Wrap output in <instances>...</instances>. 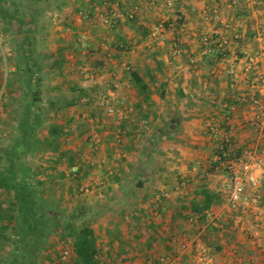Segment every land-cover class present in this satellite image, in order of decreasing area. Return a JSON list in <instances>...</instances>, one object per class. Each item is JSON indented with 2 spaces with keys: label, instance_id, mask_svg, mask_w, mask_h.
<instances>
[{
  "label": "crops",
  "instance_id": "1",
  "mask_svg": "<svg viewBox=\"0 0 264 264\" xmlns=\"http://www.w3.org/2000/svg\"><path fill=\"white\" fill-rule=\"evenodd\" d=\"M94 1L65 0L48 8L47 16L57 24L51 29L57 31L53 64L58 63L59 71L64 72L68 51L61 53L65 45L69 47L70 35L79 40L82 28L89 29L92 51L87 49L88 58L98 64L95 68L106 71L105 62L113 55L109 69L118 70L115 76L123 81L131 100L121 126L122 141L116 143L114 125L110 124L101 131L102 142L95 147L87 124L78 119L84 111L103 112L97 105L105 89L103 80L91 91L86 89L78 102L70 103L74 99L70 92L74 93L76 86L69 87L62 78L50 84L46 79L53 92L47 96L41 92L40 106L31 111L39 112L41 124H46L47 146L28 171L32 188L50 209H62L63 214L69 209L73 221L80 220L77 225L84 221L94 230L104 264H166L161 262L163 255L172 259L169 264H264V182L247 188L260 195L256 213H250L246 204L232 208L231 159L216 158L224 136L241 150L242 158H254L264 150V131L254 124L256 120L264 124V109L252 105L253 98H258L264 107V0H237L235 4L232 0H176L171 8L165 6L166 0H156L155 8L148 0H122L136 8V27L124 19L114 29H97L96 22L82 18L80 11L92 10ZM213 6L220 10L218 26L223 32L238 31L240 38L227 48L226 58L222 54L216 62L208 63L210 54L201 52V34L214 24L205 15ZM175 13L184 15L185 27ZM159 20L167 24L161 40L150 36L151 27ZM227 24L232 27L226 28ZM114 39L123 40L125 49L111 46ZM48 48L44 47L43 56L50 57ZM32 50L29 47L26 53L32 54ZM17 57V50L10 48L11 69L6 77L0 70V114H21L27 108L18 103V98L27 97L29 79L18 71ZM192 57H197L195 63ZM37 60L35 56L34 65ZM78 62H70L69 68L73 65L79 71ZM123 63L137 73L139 84L133 82ZM40 78L36 79L41 83ZM109 79L106 76L105 80ZM17 116H12L14 121ZM210 122L223 133L214 136ZM77 123V129L64 133L67 125ZM53 125L59 127L57 138ZM165 191L167 196L154 199ZM204 191L211 204L198 214L194 207L204 206ZM5 194L8 202L0 198V208L10 210L12 195ZM59 234L62 242L69 241L56 232L44 253ZM4 240L8 242L2 249L6 257L11 240ZM183 243L188 244L187 250L181 248ZM57 250H48L47 262L42 256V264H59L62 251ZM204 253L211 254L213 262L203 259Z\"/></svg>",
  "mask_w": 264,
  "mask_h": 264
},
{
  "label": "trees",
  "instance_id": "2",
  "mask_svg": "<svg viewBox=\"0 0 264 264\" xmlns=\"http://www.w3.org/2000/svg\"><path fill=\"white\" fill-rule=\"evenodd\" d=\"M40 1H50V5L54 4L57 6L65 2V0H0V20L10 24L16 22L19 26V30H23L25 27L27 31H34L41 12L39 6ZM98 1L102 2V0H95L94 2ZM118 1L122 9L129 12V6L122 3V0ZM93 9L92 7V10ZM136 17L137 13L134 12L133 14L128 13L124 19H127L131 26L136 27ZM165 26L167 27L166 23ZM109 28L114 29L116 27ZM144 33L146 32L144 31ZM32 34H34V32ZM27 37L28 36L24 37L23 41L28 39L29 41L27 42L30 43L23 44L22 48L18 51V57H24L26 60L24 62L22 61L23 63L17 61L16 65L18 71H22L23 76L25 73L29 79L26 89L27 97L23 102L24 106L26 105V107H28L29 105V108L19 114V118L23 114H31L33 110L32 107H36L42 100L41 89L35 91L31 90L32 81H37L39 86L41 80H37L36 78H40V76L37 75V71L35 72L33 70L30 59L25 57L27 48L33 46L36 38L35 35H33V38H31V36L29 38ZM110 45L118 50H124L126 47L125 42L121 39H116ZM79 47L80 49L82 48L80 44ZM209 54L210 57L207 58L208 63H213L222 57L223 51L221 48H216ZM128 72L132 75L133 82L139 84L137 73L132 70L131 67ZM33 75H36V78H33ZM80 85H82V83ZM85 90L86 88L81 86L80 94L74 96V99H71L70 103L78 102L80 97L87 93ZM38 118L37 120L40 121L36 120L37 127H34L35 131L41 124L39 114ZM58 131L59 127L53 125L52 133L55 138L58 136ZM35 136L37 137V133ZM240 151L241 150L233 147L231 141L223 140L221 146L217 147L216 154L220 156L218 161H227L240 157ZM23 178L26 177L24 176ZM23 178L21 180L18 178L14 180L13 183H10V181L6 182L7 179H5V177L0 179V189L3 188L5 189L4 191H8L12 188L14 189L11 192L12 200L10 201L11 208L13 206V209L8 210L0 208V239L9 238V240H11L9 242L11 251L8 256L4 257L5 260L3 264H42V252L50 236L56 232L62 233V237L65 240L71 239L69 244L73 250V254L70 258L72 264H104L99 256L100 247L97 243L94 230L84 221L82 224L77 225L75 221H73L72 216L63 214L61 210L50 209L46 202L42 200L40 194L32 188V182L28 176V181H25ZM203 194L205 196L204 206L198 207L196 205L194 207V211L198 214L204 212L205 208L211 204L209 193L204 191ZM65 216H67V220L62 224L61 219Z\"/></svg>",
  "mask_w": 264,
  "mask_h": 264
},
{
  "label": "built area",
  "instance_id": "3",
  "mask_svg": "<svg viewBox=\"0 0 264 264\" xmlns=\"http://www.w3.org/2000/svg\"><path fill=\"white\" fill-rule=\"evenodd\" d=\"M212 1L214 2L215 0ZM236 2L237 0H232L233 4ZM153 4H155V1H153ZM172 4L173 0H167V5ZM93 8V10L82 9L80 11L82 17L86 20L97 19L100 24L107 27H117L128 13H134L133 10H129V12L124 11L118 0H102V2H94ZM206 9L208 10L209 8L206 7ZM207 12L208 11H206L205 15L207 18L211 19L214 24L209 28V30L204 31L201 34V52L206 55L213 52L216 48H221L223 51V57L226 58L225 52L227 48L234 40L240 38V33L235 30H232L229 33L223 32V30L218 26V22L221 21V13L217 6H213L211 12H209L210 14H207ZM178 17L181 19L179 23L181 27H185L186 22L182 19V16L178 15ZM231 27L232 26L229 24L226 25V28L228 29ZM166 28L167 27L164 22L154 25L151 27L150 36L161 40ZM89 35V30L87 28H82L79 32V41L81 42L82 52L79 57L77 67L82 75V86L91 91L94 86L100 84L101 80H105L106 76H110L111 79L107 81V87L105 88L106 91H104V93H102L97 100V105L103 112L89 113L84 111V113L80 114L78 119H81L82 122L87 124L90 140L95 143V147H98L102 142L101 131H103V128L105 129L106 127V129H108L110 124L114 125L116 133L115 141L117 144H120L122 141L123 131L121 126L130 112L129 107L131 100L128 93L125 91L123 81L115 76L118 73L109 69V63L112 56L108 58L107 62H105V67L108 69L102 74L96 70L97 68L91 66L88 61L87 50ZM196 61L197 57L191 58V62L195 63ZM123 67L125 70H129L130 65L128 63H123ZM9 69H11L9 61V48L2 38V33H0V70L6 77ZM252 105L261 111L264 109L262 102L258 98H253ZM262 112H264V110ZM254 124L257 130L264 131V124L260 120H256ZM78 127V123L67 125L64 128V133L69 134L71 129H77ZM209 129L214 136H218L223 133L222 129L214 122L209 123ZM224 137L225 138H223V140L229 141L227 136ZM216 158L219 159L220 156L216 155ZM229 169V200L231 207L237 208L242 204H246L250 213H256L257 207L261 201L260 195L247 192V188L249 186L257 188L264 182V150H262V152L254 158L246 159L238 157L231 159L229 162ZM167 195L168 192L165 191L163 194H157L154 199L160 200L163 196ZM181 248L187 250L188 244H181ZM72 254L73 250L71 245L66 244V247H64L61 252L59 264H70ZM202 258L208 262H213L214 260V257L209 253L202 254ZM161 262L169 264L172 262V259L167 255H163L161 257Z\"/></svg>",
  "mask_w": 264,
  "mask_h": 264
},
{
  "label": "rangeland",
  "instance_id": "4",
  "mask_svg": "<svg viewBox=\"0 0 264 264\" xmlns=\"http://www.w3.org/2000/svg\"><path fill=\"white\" fill-rule=\"evenodd\" d=\"M21 1H23V0H21ZM51 1H54V0H51ZM153 1H155V4H153ZM175 1L176 0H173L172 5H167V0H166L165 6H168L171 8L172 6H174ZM148 2L150 3V6H152L154 8H155V6H157L156 0H148ZM49 3H50V1L49 2H45V1L39 2L41 12L39 15V20L37 21V26H36L34 31H31V32L27 31V29L25 27L23 30H19V26L16 22H13L10 24V23L3 21V22H0V33H2V38H3L4 42L7 44V47L9 48V53H10V48L13 51L17 50V56H18V51L22 48V45L25 43L26 44L30 43V42L29 43L27 42V41H29L28 39H25V41H23V38L26 36H28L27 38H29L30 36H31V38H33V35H35L36 39H35L34 44L32 46V48H33L32 55L27 54V56H26V53H25V57H28L27 59H31L30 63L33 66L34 71H36L37 69L39 70V71L38 70L37 71H38L39 76L42 77L41 78L42 82L38 86L37 81H35V80H34V82L32 81L31 90L35 91L37 89H41L42 94L47 96L53 92L49 88V86H51L49 84L50 83H56V81L53 82V80L58 81V79L62 78L65 81V83L69 84V87L71 86V84H74V86H76L75 87L76 91L74 93L70 92V94H72V96H77L80 94V87L82 86V85L78 86V84H80L81 73H79L80 71H77L73 65H72L73 68H69V63L70 62L77 63V61L81 55V51H82L79 47V44L81 45V42L79 40H75L74 35L73 36L70 35L68 37L67 40H69V42H68L69 47H66V45H65V51L63 50L61 53V54H63V53L65 54L68 51V54L66 53L68 55V58L64 59L65 62L67 63V66H65V69H62V70H64L65 73L62 71H59L61 68L58 66V63L53 64V62L55 61L53 58L56 57L55 51H53V47L55 46V43H57V41L55 40L56 35L54 33H56L57 31L52 33L51 29L55 28L57 24L53 22V20L50 16H47V10L51 6ZM150 9H152V8H148V10H150ZM129 10H135L136 11V8L133 7L132 5H129ZM138 11H139V9H138ZM174 15L178 21L181 20L178 17V15H180V14L175 13ZM183 16L184 15H182V19L187 23L185 17H183ZM86 21H88L90 23L93 21V24L97 23L98 24V26L96 27L97 29L100 26H103L102 24H100L97 21V19L86 20ZM94 22H96V23H94ZM160 22H164V21L159 20L158 22H155L153 24V26L160 23ZM179 23H180V21H179ZM47 26H49V28H47ZM103 27L109 28L107 26H103ZM58 31H59V29H58ZM33 32H34V34H32ZM27 46H29V45H27ZM44 47L50 48V49L48 48L50 57H46V55L43 56V54L41 53L44 50ZM87 49L89 50V52L92 51L89 49V44L87 46ZM93 50H95V49H93ZM110 55H112V53H110ZM35 56L38 59L37 60L38 62H36V64H35L36 66L33 64V58ZM22 58L17 57L18 61L21 63H23L26 60V58H24V57H22ZM88 61H89V58H88ZM90 64L93 67L98 65L97 63H95L96 64L95 65L91 62H90ZM39 67H41L42 69H39ZM96 70L100 74H102L105 71V70L103 71L102 68L101 69L99 68ZM114 71L118 72L117 69L116 70L114 69ZM33 78H36V75H33ZM9 79L10 78L8 76L5 80L4 88H7V84L9 82ZM46 79L49 80V84H47ZM102 84L106 88L107 87V80H103ZM96 91H98V90H96ZM103 91H106V90L104 89ZM30 96L32 97L31 94H30ZM24 98L25 97H22L20 99L18 98V103H20V101H21V103H23ZM5 103H7V101ZM40 104H41V102L38 104V106H40ZM11 105H14V103H11ZM27 108H29V105ZM27 108H25V110ZM11 112H13V110H11ZM38 114L40 116L39 112H37L35 114L34 113L23 114L20 116V118L17 121H14L13 117H12V116L16 117L17 115L19 116V114L17 112H16V114L7 113V112L0 114V118H1L0 119V179L2 177H5V179H7L6 182L10 181V183H13L14 180H16L18 178H20V180H21L25 176L26 178H23V179H25V181L29 180L27 178L28 171L30 170V168L33 166L34 163L39 161L41 150L43 148L47 147L46 142H45V138H44L46 124L42 123L41 125H39L38 128H36V131L34 129V127H37L36 120L39 119ZM3 121L5 123H2ZM37 121H40V120H37ZM35 132L37 133V137L35 136V134H36ZM3 180H4V178H3ZM25 189H26V187H25ZM4 190L5 189H3V188L0 189V191L4 192V193L0 192V198L3 201L8 202V200L6 199L5 193L12 192V190H14V189L12 188L8 191H4ZM7 205L8 204L6 203L5 206H7ZM11 209H13V206ZM64 214L70 215L71 214L70 210L64 209ZM78 222H80V220H77V223ZM60 237H61V234H59V237H58L59 239L57 237H55L56 238L55 244H53V247H48V249H47L48 253L47 252L44 253V250H43L42 256L44 257V259H42V260L47 262V257H48L47 255L49 254L48 250H51L53 252V251H56L58 249L57 251L59 253V251L63 250V245L65 247H66V244L69 245V241L71 240L70 238L68 239L69 241H67L65 244L64 242L61 241L62 238H60ZM0 241H3L1 244V249H0V263L3 264V262L5 260L4 259L5 255H3V253H2V249L3 248L5 249L8 247V245H7L8 242H6V240H4V238L3 239L1 238ZM45 262H44V264H45Z\"/></svg>",
  "mask_w": 264,
  "mask_h": 264
}]
</instances>
